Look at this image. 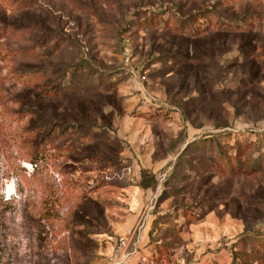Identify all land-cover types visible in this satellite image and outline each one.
<instances>
[{
  "label": "rangeland",
  "instance_id": "obj_1",
  "mask_svg": "<svg viewBox=\"0 0 264 264\" xmlns=\"http://www.w3.org/2000/svg\"><path fill=\"white\" fill-rule=\"evenodd\" d=\"M0 27V264H104L142 218L155 264H264V0H0Z\"/></svg>",
  "mask_w": 264,
  "mask_h": 264
},
{
  "label": "built area",
  "instance_id": "obj_2",
  "mask_svg": "<svg viewBox=\"0 0 264 264\" xmlns=\"http://www.w3.org/2000/svg\"><path fill=\"white\" fill-rule=\"evenodd\" d=\"M124 59L128 64L132 56V49L130 45L126 44L124 46ZM128 174L131 176V180H134V172L132 168H128ZM146 218H142L139 222L125 235H120L117 238L116 251L109 254L104 259V264H126L129 259L140 253V258L142 257L140 248L143 239V232L145 231ZM143 264H155L153 260H149L146 257H142Z\"/></svg>",
  "mask_w": 264,
  "mask_h": 264
},
{
  "label": "trees",
  "instance_id": "obj_3",
  "mask_svg": "<svg viewBox=\"0 0 264 264\" xmlns=\"http://www.w3.org/2000/svg\"><path fill=\"white\" fill-rule=\"evenodd\" d=\"M6 32V29L5 28H3V27H0V34H4ZM1 37V36H0ZM56 92V88L54 89V90H52L51 89V91L50 92ZM58 122H61V124L62 125H65L66 123L64 122V121H58ZM36 164V163H35ZM37 166H38V164H36ZM46 225H48V224H46ZM116 250H115V248L110 252V254H112V253H114ZM156 258L155 257H153V260H155Z\"/></svg>",
  "mask_w": 264,
  "mask_h": 264
}]
</instances>
